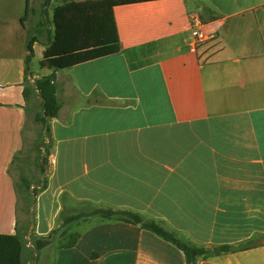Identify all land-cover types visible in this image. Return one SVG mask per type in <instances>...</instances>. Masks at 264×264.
<instances>
[{"label":"crops","instance_id":"obj_1","mask_svg":"<svg viewBox=\"0 0 264 264\" xmlns=\"http://www.w3.org/2000/svg\"><path fill=\"white\" fill-rule=\"evenodd\" d=\"M195 2L119 5L120 52L56 71L60 110L45 172L27 177L31 206L14 175L30 162L35 96L24 91L26 79L54 72L34 66L59 4H15L13 14L0 4V235L21 232L24 264H188L155 233L97 214L107 209L140 213L199 247L245 248L196 264H264V0ZM192 12L211 38L196 52Z\"/></svg>","mask_w":264,"mask_h":264},{"label":"trees","instance_id":"obj_2","mask_svg":"<svg viewBox=\"0 0 264 264\" xmlns=\"http://www.w3.org/2000/svg\"><path fill=\"white\" fill-rule=\"evenodd\" d=\"M156 0H59L54 10V35L50 45L44 52L41 66L54 72L44 76L31 84L26 79L25 99L29 102L30 96L37 98L40 110L36 114V121L42 124V136H48V122L59 114L60 104L57 98L56 71L72 68L75 65L95 60L101 57L117 54L121 50L119 33L114 16V8L119 5L133 4ZM31 0H26V12ZM35 38H29L27 63L33 56ZM36 165L40 174H44L47 150H38ZM19 159L15 156L14 161ZM13 161V164H14ZM41 182V181H40ZM19 187L27 189L25 201L32 204V196L36 189L30 191L31 181L20 171ZM101 217L118 219L134 225H139L159 237L173 243L181 249L187 258L188 264H196L200 258H210L223 253L237 252L245 248L233 245H221L212 248L199 247L189 241L179 238L161 223L149 219L140 213L120 210H99ZM72 219H78L74 217ZM51 237L35 240V249L41 250L50 243ZM26 240L20 231L15 235H0V264H24L23 252Z\"/></svg>","mask_w":264,"mask_h":264},{"label":"rangeland","instance_id":"obj_3","mask_svg":"<svg viewBox=\"0 0 264 264\" xmlns=\"http://www.w3.org/2000/svg\"><path fill=\"white\" fill-rule=\"evenodd\" d=\"M194 5H197L195 2L196 0H189ZM44 2H49V4H59V0H32L30 4H44ZM0 4H5V11L9 14H13L15 11V4H19L20 8L23 7L24 4H26V0H0ZM199 5V4H198ZM205 12H209L206 9H204ZM51 24V23H50ZM44 31H49V23L46 21L43 24ZM35 71H38L40 74L45 73L44 68L41 66L40 61H36L35 63ZM40 110L37 98L31 99V101L28 103V116H29V125L28 128L30 130L29 139L27 142V155L30 156V162L26 166V173H24L27 177H33V174L35 179L40 176V169L37 165L34 164L36 156L40 155L39 151L40 149H43V141L44 136H42V124L36 121V114ZM44 154V153H43ZM32 173V175H31ZM15 178L20 183L19 175L17 172L14 173Z\"/></svg>","mask_w":264,"mask_h":264},{"label":"built area","instance_id":"obj_4","mask_svg":"<svg viewBox=\"0 0 264 264\" xmlns=\"http://www.w3.org/2000/svg\"><path fill=\"white\" fill-rule=\"evenodd\" d=\"M190 32H191V50L198 51L211 38L203 30V22L199 14L192 12L189 16Z\"/></svg>","mask_w":264,"mask_h":264}]
</instances>
